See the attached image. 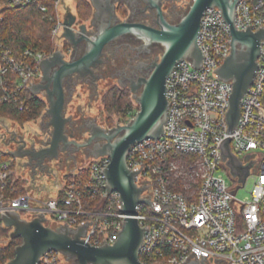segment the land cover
<instances>
[{"label":"built area","instance_id":"obj_1","mask_svg":"<svg viewBox=\"0 0 264 264\" xmlns=\"http://www.w3.org/2000/svg\"><path fill=\"white\" fill-rule=\"evenodd\" d=\"M58 1L0 0V9L6 4L36 5L54 22L50 52L26 50L19 60L8 50L3 53L0 75L11 70L18 77V85L12 93L0 95V105L13 97L17 101L15 94L23 87L28 89L27 83H33V78H40L39 63L52 55L54 35L60 24L64 26L58 17ZM235 11L237 29L264 28V0H238ZM230 41V28L220 10L207 8L197 38L198 47L204 51L203 65L193 68L184 58L175 63L165 80L168 107L164 134L130 145L127 166H142L134 181L146 177L154 206L139 202L135 207L139 225H148L139 249V259L145 264H180L192 250L198 260L202 253L231 260V264H264V39L252 82L240 99L236 128L227 133L224 115L232 84L216 78L212 70L223 62ZM62 43L63 49L67 44L64 38ZM17 105L20 110L27 108L25 99ZM226 139L229 152L240 165L249 166L244 182L232 173L229 157L223 156ZM2 153L11 157L3 159ZM109 162V156L91 160L85 181L71 183L67 189L63 185L58 188L56 200L43 201L24 192L26 184H16L18 178H27L16 176L14 156L0 146V217L1 212L6 213L3 210H18L19 215L26 211L49 212L51 219L66 220L75 227L91 220L86 243L98 246L107 232L105 240L113 244L122 229L124 213L118 208L120 193L105 192L107 179L99 170ZM168 173L178 177L180 183L169 179ZM249 179V192L238 198L237 191ZM63 189L65 193L60 195ZM85 196H101L99 203L108 202L104 207L85 209ZM57 255L58 251L50 250L40 257L39 264H57Z\"/></svg>","mask_w":264,"mask_h":264},{"label":"water","instance_id":"obj_2","mask_svg":"<svg viewBox=\"0 0 264 264\" xmlns=\"http://www.w3.org/2000/svg\"><path fill=\"white\" fill-rule=\"evenodd\" d=\"M87 1L92 6V14L85 21L80 18L77 20L75 0L58 1V17L64 26L60 24L54 35L52 55L39 63V82H36L39 78H33V83H27L32 94L39 95L43 92L41 95L45 98L46 108L42 116L46 117L42 121L49 120L48 125L52 127L50 139L41 147L31 145L26 148L25 140L35 138V133L39 131L38 123H24V132H20V126L10 124L8 118H1L0 146L5 147V140L15 143V148L7 149V153L18 157L16 176L30 174L23 173L26 169L21 166L22 158H27L29 163L34 164L35 170L46 158H57L59 152L75 151L72 154L74 160L63 154L60 156L61 165L58 160H53L52 173L47 176L38 173L34 183L30 179V186H26L28 193L43 201L56 200L57 189L64 185L63 174L76 173L77 168H86L91 160L99 161L101 156H109L110 162L99 171L107 179L104 184L106 194L112 191L120 193L118 208L124 213L122 229L117 232L113 244L106 242L108 233L104 232L102 243L94 246L85 240V235L93 224L91 220L81 221L75 227L66 220L51 219L49 212L43 214L41 211H26L19 215L18 210H3L6 213L1 212L0 218L3 226L10 228V231L8 238L4 235L0 237V245L6 244L9 239L21 238V243L15 247L14 257L6 264H39L40 257L50 250L58 251L60 262L57 264H145L139 259V249L143 242V231L147 230L148 225H139L135 207L139 202L154 206L150 201V185L146 177H138L137 182L134 181L142 166L128 168L126 157L132 143L146 138H158L164 134L163 125L166 124L168 107L165 80L175 63L184 58L193 68L203 65L204 51L198 47L197 38L200 34V19L207 8L220 10L231 33L229 51L223 62L212 70L216 78L232 84L224 115L227 133L236 128L240 99L257 69L264 28H236L235 6L238 0H180L177 7L181 16L175 23L166 20L160 0H145L146 7L156 8L157 17L154 22L157 26L125 19L127 15L122 17L118 12L119 20L115 14V3L124 0ZM89 20L95 26L94 32L88 31L86 24L81 23ZM125 36L140 40L143 47L159 44L163 51L159 61H153L149 66L147 76L132 79L128 85L130 99L132 104L139 105L138 111L126 123H117V117L113 113L115 125L108 128L100 97L111 84L121 87L127 85L107 77L98 80L96 88H93L86 82L76 85L74 78L88 81L87 78L90 77L89 82H95L97 76L94 68L103 61L105 47ZM63 38L73 51L83 43V50L78 57L71 55L69 60L64 57L61 51ZM76 93L80 97H75ZM72 119L75 124L85 120L82 135L76 133L78 139L73 133L66 132L65 127L72 123ZM1 128L8 131L3 134ZM228 143L229 139H226L222 145L223 156L229 157L228 164L232 173L239 177L240 182H244L249 166L240 165L229 152ZM85 147H89L88 155L81 150ZM180 264H231V260L202 253L198 260L192 250Z\"/></svg>","mask_w":264,"mask_h":264},{"label":"trees","instance_id":"obj_3","mask_svg":"<svg viewBox=\"0 0 264 264\" xmlns=\"http://www.w3.org/2000/svg\"><path fill=\"white\" fill-rule=\"evenodd\" d=\"M76 8L78 17L86 19L91 15V4L87 0H76ZM122 12L126 9L120 6ZM52 10V9H51ZM54 22L43 15L36 5H29L26 7L6 4L0 9V64L2 62L3 53L8 50L11 56L16 59H22L26 50L32 52H50L53 48V39L51 30ZM67 45V44H65ZM26 60H30L27 58ZM18 85V77L11 70L0 75V95L10 94L16 90ZM128 88L121 86H111L103 96V102L106 111L110 113H117L123 115L120 120L126 122L128 118L133 117L134 113L130 110V102L125 99L128 94ZM14 97L11 102H3L0 105V118H8L14 123L23 124L39 118L46 106L44 99L32 94L26 87ZM21 99H25L26 109L20 110L18 105ZM108 126H112V120L108 119ZM119 121V122H120ZM3 159L10 158V154L2 153ZM89 175V168H79L76 173H69L64 178V189H67L71 183L85 181ZM169 179L180 183L178 177H174L172 173H168ZM16 184H26L24 180L18 178ZM60 190V195H64L65 190ZM179 189V188H178ZM24 192L28 191L25 186ZM84 208L89 210L97 209L99 206L104 207L108 202H101V196L84 197ZM7 229L3 227L0 218V237L7 234ZM21 243V238L9 239V241L0 245V264H6L15 255V247Z\"/></svg>","mask_w":264,"mask_h":264},{"label":"flooded vegetation","instance_id":"obj_4","mask_svg":"<svg viewBox=\"0 0 264 264\" xmlns=\"http://www.w3.org/2000/svg\"><path fill=\"white\" fill-rule=\"evenodd\" d=\"M180 0H160L161 2V9L163 11V14L166 18V20L170 23H175L180 18L181 13H179V7H177ZM122 6L127 11V17L125 19H129L134 22H141L147 25L157 26V24L154 22V19L157 17L156 15V8L155 7H146L147 3L145 0H124L122 2H116L115 3V14L118 17V9ZM92 18V17H91ZM90 18V20H91ZM119 20H121L118 17ZM81 22L86 24L88 31L94 32L95 26L91 24V22ZM80 23V22H79ZM83 50V43L78 46V49L73 51L72 47L67 43V45H64V48L61 49V51L64 54V57L69 60L71 55H74L75 57H78ZM163 47L159 44H153L149 47H143L142 42L140 40H137L136 38L132 36H125L117 41H114L110 43L107 47H105L102 59L103 61L94 68V73L97 76V79L95 82L90 83V77L87 78L88 81H84L79 78H74V82L76 83H82L86 82L88 85L92 86L93 88H96L98 80L111 77L114 78L117 83H122L124 85L131 84V80H136L140 76H147L150 72V65L153 61H159L160 56L162 54ZM40 78L38 79L39 82ZM75 85V86H76ZM40 94H43L41 92ZM46 116H40L37 118V123L39 127V131L35 133L34 139L25 140V147L28 148L31 145H37L41 147L44 142L50 139L52 127L48 125V121H42ZM85 120L83 119L80 124H75L72 119V123L69 125H66V132L68 134L73 133L74 136L77 138L76 133H79L82 135L84 127ZM8 131V129H6ZM4 129L1 128V132L5 134ZM19 134V133H17ZM19 136V135H18ZM21 137V136H19ZM13 138V137H12ZM78 139V138H77ZM5 148L7 149H14L15 143L9 142L8 140H5L4 143ZM81 150H84L87 152V155L89 154V147L82 148ZM77 152V151H76ZM75 153V151H66V152H59L57 158L48 159L46 158L42 165L39 167H36L35 170H33L32 163H29L27 158H22L23 162L21 166L26 169V172H23L24 174L27 173V180L32 179L33 183L36 179V176L38 173L45 174L44 176L49 175L53 172V160H58L59 165H61V155H65L68 157V159L74 160V157H72V154ZM89 158V157H88ZM72 261H68V263H71Z\"/></svg>","mask_w":264,"mask_h":264},{"label":"rangeland","instance_id":"obj_5","mask_svg":"<svg viewBox=\"0 0 264 264\" xmlns=\"http://www.w3.org/2000/svg\"><path fill=\"white\" fill-rule=\"evenodd\" d=\"M76 1V0H75ZM91 8H92V6H91ZM75 10H76V12H77V8H76V6H75ZM92 10V9H91ZM118 12H119V14H120V16H122V17H125L126 15H127V11H125V12H122V9H118ZM91 14H92V12H91ZM77 16H78V13H77ZM90 17V16H89ZM88 17V18H89ZM88 18H86V19H82V20H87ZM79 19V17L77 18V20ZM114 85H116L117 86V84H111L109 87H108V89H107V91L109 90V88L111 87V86H114ZM126 88H128V94H126V97H125V99L127 100V101H129L130 102V110L135 114L137 111H138V109H139V105L137 104V105H134V104H132V100L130 99V94H131V91H130V89H129V87L127 86ZM106 91V92H107ZM105 92V93H106ZM105 93L100 97V102L104 105L103 106V110H104V113H105V115H106V117H104V121H105V124H106V126L109 128V127H111V126H108V124H109V121H108V119H111L112 120V123H113V125L112 126H114L115 125V123H114V118H112V115H113V113L116 115V117H117V123H120L121 121V117H123V115L121 114V115H119V114H117V113H115V112H113V113H110V112H108V111H106V107H105V104H104V102H103V96L105 95ZM38 97L39 98H41V99H44L45 100V98L41 95V94H39L38 95ZM75 97H80V94L79 93H76V95H75ZM45 108H46V106H45ZM45 108H44V110H43V112L45 111ZM131 118V117H130ZM129 118V119H130ZM37 121V119H35V120H32V121H29V122H26V123H37L36 122ZM120 121V122H119ZM0 123H1V118H0ZM9 123L10 124H14V125H18V126H20V132H24V123L21 125V124H17V123H14L13 121H11L10 119H9ZM14 159H15V163H14V165H15V169H14V171L17 173V166H18V157H14ZM178 164H179V167L181 166V164H180V161H178ZM77 169H79V168H77ZM65 175H67V173H65V174H63L62 175V179H64L65 178ZM23 177H26L27 178V176H23ZM25 183H26V185L27 186H30V177H29V179L27 180V181H25ZM251 185H252V181H251V179H249L247 182H246V184L244 185V187H242V188H240L238 191H237V197L238 198H243V197H245L246 195H247V193L249 192V190H250V188H251ZM182 187V186H181ZM184 190H185V188H184ZM57 191H58V189H57ZM41 200V199H40ZM7 229V231L9 232L10 231V228H6ZM8 232H7V234H3L5 237H9V235H8Z\"/></svg>","mask_w":264,"mask_h":264}]
</instances>
